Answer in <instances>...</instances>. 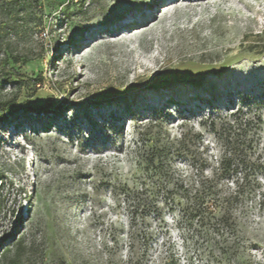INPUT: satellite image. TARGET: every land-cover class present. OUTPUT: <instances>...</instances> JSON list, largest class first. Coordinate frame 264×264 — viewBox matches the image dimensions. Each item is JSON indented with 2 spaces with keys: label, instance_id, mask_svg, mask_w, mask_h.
I'll return each instance as SVG.
<instances>
[{
  "label": "rangeland",
  "instance_id": "rangeland-1",
  "mask_svg": "<svg viewBox=\"0 0 264 264\" xmlns=\"http://www.w3.org/2000/svg\"><path fill=\"white\" fill-rule=\"evenodd\" d=\"M13 99L0 264H228L169 198L143 219L122 193L152 137L172 147L175 179L211 175L212 122L239 110L260 115L250 156L264 159V0H0V102ZM257 181L229 236L248 264H264V170Z\"/></svg>",
  "mask_w": 264,
  "mask_h": 264
},
{
  "label": "trees",
  "instance_id": "trees-1",
  "mask_svg": "<svg viewBox=\"0 0 264 264\" xmlns=\"http://www.w3.org/2000/svg\"><path fill=\"white\" fill-rule=\"evenodd\" d=\"M26 1L28 0H19ZM7 65L10 64L7 62ZM9 78L11 82H19L11 75ZM15 105L16 99L8 103L0 102V112ZM44 108L46 105L40 107L41 110ZM261 123L260 115L251 116L241 110L228 119L212 122V130L223 146L218 166L211 175L202 172L198 179L186 183L173 176L169 158L172 147L156 137L149 138L142 155L145 174L138 184L125 187L122 193L131 212L140 209L141 216L145 219L148 211L157 208L156 199L162 194L179 206L187 219L197 220L201 229H204L205 239L213 240V244L220 249L217 256L220 261L226 260L228 264H248L232 252L229 236L232 237L236 232V204L255 191L258 171L264 170V159H253L250 156L254 151L253 128L259 127ZM185 139L180 140V145L185 143ZM176 150L179 152L182 149ZM134 219L132 215V220ZM150 235L147 232L143 236V259L148 255ZM9 253L10 249H7L5 256ZM10 260L9 264H20L21 257L17 253Z\"/></svg>",
  "mask_w": 264,
  "mask_h": 264
},
{
  "label": "bare ground",
  "instance_id": "bare-ground-1",
  "mask_svg": "<svg viewBox=\"0 0 264 264\" xmlns=\"http://www.w3.org/2000/svg\"><path fill=\"white\" fill-rule=\"evenodd\" d=\"M160 3H162V2H160ZM156 6H159V2L158 3H156L155 4ZM140 23H145L146 21L145 20H141V21H139ZM182 98V97H181ZM187 99V98H186ZM192 99V98H191ZM186 100H184L183 102H185ZM181 102V101H180Z\"/></svg>",
  "mask_w": 264,
  "mask_h": 264
}]
</instances>
